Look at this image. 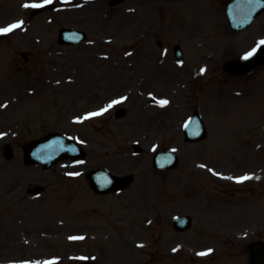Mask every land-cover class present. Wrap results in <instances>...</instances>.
Instances as JSON below:
<instances>
[{
	"label": "rangeland",
	"instance_id": "374dc122",
	"mask_svg": "<svg viewBox=\"0 0 264 264\" xmlns=\"http://www.w3.org/2000/svg\"><path fill=\"white\" fill-rule=\"evenodd\" d=\"M25 1L35 0H0V28L23 22L20 28L8 32V37H1L4 34L0 33V251L3 250L0 262L23 264L25 261L36 263L56 259L60 264H247L244 243L221 254L218 251L222 245L220 239H216L213 233L202 232L199 222L194 225L191 235L171 233L164 224L170 215L185 213L190 203L199 209L196 194H189L191 190L196 192L193 185L201 191L210 185H217L214 188H223V191L237 189L236 183L229 184L230 181L223 177V187H220L219 182L207 175L210 173L204 166L193 171L190 150L202 153L193 160L207 159V162L220 164L222 174L229 178L238 176L243 171L241 169H248L252 178L239 184L242 189L259 190L256 184L264 187V135L257 128L245 132L255 123L262 124L258 107L264 104L260 100L262 92L264 95V68L250 76L230 77L221 72L220 66H214L209 57L208 65L212 67L207 69L206 84L197 90H189L186 83L184 87L176 86L162 99L168 98L169 103L172 102L170 106L149 104L143 97L131 96L125 102L128 113L121 119L111 117L110 123L107 116L102 120L83 119L102 106L108 93L111 92L108 98H112L123 93L124 83L126 87L134 85V74L129 72L123 77L122 69L135 67V64L127 66L129 59L125 58L120 47L137 44V29L141 26L151 29L153 13L159 12L162 4L159 0L147 4L150 17L136 7L137 0H127L128 5L138 8L131 14H124L122 4L109 6L108 0H98L62 17L57 14L54 19L40 20L25 16L23 11L29 8L24 7ZM226 1H169L161 10L173 12L172 21L169 16L161 14L165 16L163 23L170 24L164 36L177 39L170 30L174 22L189 26L191 21L180 16L182 12L196 18L192 28L198 23L211 31L216 37L212 46L226 49L230 46L232 51L246 50L249 42L239 47L238 44L249 39L250 33L254 32L249 30L230 37L225 18L221 16ZM201 3L203 9L198 8ZM46 14L49 17L51 13L47 11ZM62 24L85 29L87 41L76 47H59L52 36ZM257 24L254 25L255 34H263L257 30ZM32 34L41 38L39 43L32 39ZM201 50L204 49L191 45L190 56L196 59ZM21 51L30 53L28 62L23 60ZM207 52L210 54L209 49ZM144 71L143 67L145 74ZM135 72L138 75L139 68H135ZM253 90L256 96L239 94ZM195 95H202V99ZM215 98L218 100H212ZM198 100L211 138L216 142L219 138L220 143L205 145V149L200 145V148L187 150L185 147L189 145L182 144L180 124ZM163 119L171 126L158 130L155 122ZM54 130L78 140L87 151L86 158L80 164L65 161L47 171L25 165L22 145ZM237 134L242 135L234 139ZM6 142L13 147L11 159L3 156ZM135 142L143 147L141 153L133 151ZM158 146L177 147L180 162L176 169L168 172L154 170L151 158ZM237 148L246 153L245 158L240 152L233 155ZM208 149L211 153L207 152ZM253 151L256 155L252 154ZM206 165L210 166V163ZM91 166H104L118 174L133 173L134 180L124 192L96 195L90 192L84 178L85 170ZM189 175L193 181L187 180ZM35 182L44 186V192L37 197L27 195L26 188ZM199 198L202 204L204 196ZM259 201L264 203V198L260 196ZM246 215L248 221L250 216L255 222L250 213ZM244 221L241 217V224ZM230 229L235 230V227ZM196 230L200 231L198 236ZM260 231L255 229L248 242L264 239V231ZM202 233H206L208 241ZM154 238L158 242L150 247L147 243ZM183 240L194 245L186 246ZM160 242L164 244L160 245ZM166 247L170 253L166 252ZM202 248L211 249L213 256L204 258V255H198Z\"/></svg>",
	"mask_w": 264,
	"mask_h": 264
},
{
	"label": "water",
	"instance_id": "95a60500",
	"mask_svg": "<svg viewBox=\"0 0 264 264\" xmlns=\"http://www.w3.org/2000/svg\"><path fill=\"white\" fill-rule=\"evenodd\" d=\"M235 1L248 4V2L245 0H235ZM255 10H256V8L251 10V13L245 19L244 22H239L236 19L237 17L233 14V12H230V17L232 20H234V28L241 29L244 26L248 25L250 23V21L253 19L252 14ZM261 54H264V45H262L260 47L256 57L261 56ZM251 61H254V60L252 58L244 59V60L240 61L238 63V65L239 64L242 65V67H240V68H246V67L250 66L251 64L256 66V61L250 63ZM259 61H260V63H262V62H264V59L259 60ZM235 66H236V68H238L237 64H235ZM61 150L70 151V153H72V154H78V148L76 147L75 144H73V143H66L65 144V141L60 137H55L46 143L39 144L37 147H35L33 149V151L31 150L32 153L30 151L29 154H30V157L32 159H38V160H41L42 162L50 163V161H52L51 159L55 158L58 154H60ZM40 155H43V157H41V158L38 157ZM102 172H105V171H102ZM100 178L106 179L104 174H102V176H100ZM105 183L106 182L100 183L99 184L100 188H103L105 186ZM261 250L264 251V246L261 248Z\"/></svg>",
	"mask_w": 264,
	"mask_h": 264
},
{
	"label": "snow or ice",
	"instance_id": "6c2138e0",
	"mask_svg": "<svg viewBox=\"0 0 264 264\" xmlns=\"http://www.w3.org/2000/svg\"><path fill=\"white\" fill-rule=\"evenodd\" d=\"M52 0H43V4H51ZM42 4H25L24 7H33V8H39L42 7ZM22 21H17L14 22L12 24L7 25L6 27L0 28V33H8L13 31L14 29H18L22 26ZM260 45H264V40H261L259 42V44L257 45V47H259ZM256 52V48H253L250 52H248L244 59H248L250 56H252L254 53ZM204 69H201V72H203ZM124 99L123 97L121 98V100ZM120 103V100H113L110 104L106 105L104 108L100 109L99 111L96 112H90L88 113L85 117H83V119H87L89 117H93V116H99L102 113L106 112L109 108H111L113 105ZM161 106H164L168 103L167 100H161L159 101ZM188 125L186 124L185 127H187ZM174 151V150H173ZM201 167H203V165H201ZM211 171V170H210ZM69 175H79V173H69ZM252 177L249 175H244V176H240V177H236L234 178L236 180L237 183L246 181L251 179ZM70 239H83V237H70ZM142 246V245H141ZM175 251V249L173 250ZM211 249H208L207 252H202V253H198V255H207L209 252H211ZM23 264H29V262L25 261L23 262ZM43 264H54V261H45L43 262Z\"/></svg>",
	"mask_w": 264,
	"mask_h": 264
}]
</instances>
